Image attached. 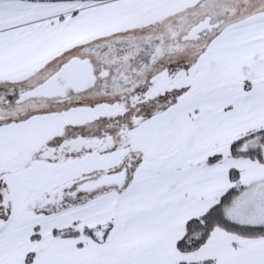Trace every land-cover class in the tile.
I'll return each mask as SVG.
<instances>
[{
  "label": "rangeland",
  "instance_id": "rangeland-1",
  "mask_svg": "<svg viewBox=\"0 0 264 264\" xmlns=\"http://www.w3.org/2000/svg\"><path fill=\"white\" fill-rule=\"evenodd\" d=\"M8 1L0 0L5 2L0 20L7 22L14 19L17 6ZM26 1V8L39 11L33 16L43 17L30 27L36 34L26 36L51 50H45L41 66L7 77L0 86V264H179L208 259L214 264H264V237H236L224 243L223 251L207 245L185 258L171 251L165 258L147 259L132 241L131 219L124 221L119 213L121 202L139 188L138 180L154 183L174 165L221 154L249 184L231 204L228 219L264 225V181H255L264 175L262 136L239 146L242 152L261 149L262 158H234L229 156L233 142L255 129L220 130L202 141L195 123L179 122L193 104L212 94L231 93L227 102L236 108L234 88L239 85L232 72L243 73L246 65L242 43L225 42L222 49L213 43L210 50L214 37L221 36L215 29L204 30L197 39L182 37L210 15L211 24L233 18L237 28L262 21L255 14L257 6L264 9V0H221L196 8L189 7V0ZM49 8L58 11V25L45 18ZM150 15L160 18L152 22ZM232 28L226 33L237 29ZM231 45H237L238 57L228 53ZM74 57L90 60L97 76L94 86L65 97L17 101L21 92ZM102 69L109 70L108 77L99 76ZM186 74L192 75L190 82ZM185 92L189 96L179 100ZM98 143L107 146L98 148ZM122 170L127 174L123 186L80 189ZM56 230L79 233L63 236Z\"/></svg>",
  "mask_w": 264,
  "mask_h": 264
},
{
  "label": "crops",
  "instance_id": "crops-1",
  "mask_svg": "<svg viewBox=\"0 0 264 264\" xmlns=\"http://www.w3.org/2000/svg\"><path fill=\"white\" fill-rule=\"evenodd\" d=\"M189 1V7L195 6V8L198 4L221 2V0ZM10 2L17 4L13 11L14 19L9 20L11 23L7 22V19L0 20V33L5 34L0 36V86L7 83V77L22 75L36 67L37 64L41 66L47 58L45 53L51 50L48 44L47 48L43 42L36 45L32 43L34 38L30 39L29 36H26L31 34L30 31H33L34 35L36 34V30L30 29L33 26L36 27V20L43 18L41 15L33 16L39 11L35 8H26L25 6L29 5L26 0H12L7 3ZM242 2L244 1L242 0ZM4 3L0 2V5ZM257 8L255 15L261 17L262 21L241 25L240 28H237L235 27L237 25L236 20L233 18L231 22L217 19L216 23L212 24V29L209 30L213 32L215 29L221 35L220 37H214L210 50L213 43L214 45L215 43L220 44L218 46L220 49H222V45H225V42L229 44L242 43V58L246 59V65L243 73H233L231 71L234 75L233 82L239 85L234 88L237 89L235 97L239 99L236 108L227 102V99L231 98V93L212 94L193 104L192 108L186 110L184 118L179 119L180 124L189 121L195 123V130L200 131L199 137L202 138V141L211 140L213 134L217 135L216 132L220 130L231 131L235 128L256 130L264 128V9L259 6ZM51 10L53 9L49 8L47 11ZM57 12L51 11L47 14L48 16L45 15L47 16L45 18L55 19L58 25ZM27 14H31V16L27 17ZM210 16L206 17L211 19ZM158 18L155 15H150L149 19L153 22ZM63 20L65 19H60V21ZM231 28L237 29L226 33ZM7 31L14 32L7 34ZM236 46L231 45V51H228V53H231V57L239 56ZM54 52L51 51L52 54ZM191 77L192 75L186 74V81ZM243 81L247 82L244 87L240 84ZM188 96L189 94L185 92L179 95V100H183ZM199 112H201L200 115H198ZM193 116L194 118L199 116V118L192 120ZM138 119L140 121L138 117L136 118L137 122H139ZM224 158L213 163L207 162V159L199 162L186 161L174 165L169 170L167 169L166 172L160 174L161 180L154 183L147 180V178L136 182L137 185H140L139 188L129 199L121 202L119 213L124 221L128 218L131 219L129 231L134 236L132 241L139 245L138 250L142 251L143 256L146 255L147 259L165 258L172 251L183 253L182 258H185L186 255L194 252H182L177 244L184 236L186 223L190 219L207 212L218 202L220 195L230 187V173L235 168H230L227 163H224ZM126 180L125 182H127ZM231 207L232 205L226 208V216ZM118 225L116 223V227ZM124 231H128V228H124ZM234 240L236 239L229 237L225 232L216 230L211 239L199 249L207 245H217L222 250L224 243Z\"/></svg>",
  "mask_w": 264,
  "mask_h": 264
},
{
  "label": "trees",
  "instance_id": "trees-1",
  "mask_svg": "<svg viewBox=\"0 0 264 264\" xmlns=\"http://www.w3.org/2000/svg\"><path fill=\"white\" fill-rule=\"evenodd\" d=\"M255 135L262 136L264 142V128L254 130L242 138L233 142L231 146L230 157H250V158H262L261 149L242 152L239 149L241 142L249 139ZM224 158L221 154L210 156L206 161L213 163ZM264 161V158L263 160ZM231 185L225 190L219 197L218 202L211 207L207 212L199 217L190 219L186 223L184 236L179 240L177 246L182 252H191L199 249L206 244L214 234L216 230L225 232L229 237L236 239L240 238H259L264 237V225L248 226L240 225L232 222L226 216L225 210L229 207L233 201L239 197L249 184L241 181V172L239 170H231ZM264 180V175L256 177L255 181ZM55 233H63V236H70L78 234L79 232L65 231L61 232L56 230ZM88 234H91L87 230ZM214 259H208L200 262H180L179 264H214Z\"/></svg>",
  "mask_w": 264,
  "mask_h": 264
},
{
  "label": "water",
  "instance_id": "water-1",
  "mask_svg": "<svg viewBox=\"0 0 264 264\" xmlns=\"http://www.w3.org/2000/svg\"><path fill=\"white\" fill-rule=\"evenodd\" d=\"M211 30L210 18L206 17L200 23L193 26L189 32L182 37L183 40L197 39L204 30ZM100 77H108L109 70L102 69ZM97 76L89 59L74 57L62 64L57 71L52 73L42 83L34 88L21 92L17 101L22 102L31 97L43 96L46 98L65 97L68 91L81 92L94 86ZM126 170L115 174L106 175L98 180L82 185V190H92L104 185L116 184L123 186L126 180Z\"/></svg>",
  "mask_w": 264,
  "mask_h": 264
},
{
  "label": "flooded vegetation",
  "instance_id": "flooded-vegetation-1",
  "mask_svg": "<svg viewBox=\"0 0 264 264\" xmlns=\"http://www.w3.org/2000/svg\"><path fill=\"white\" fill-rule=\"evenodd\" d=\"M53 1H83V2H92V1H100V0H53ZM70 92H72V91H68L67 94L70 93ZM89 142H96V141H89ZM111 144L109 142V145H111ZM97 146H98V148H102V147L105 148L107 146V144L98 143Z\"/></svg>",
  "mask_w": 264,
  "mask_h": 264
}]
</instances>
